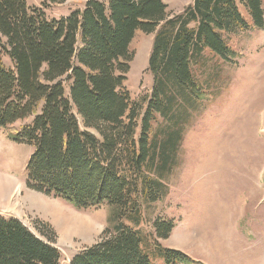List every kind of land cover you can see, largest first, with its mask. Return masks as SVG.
Listing matches in <instances>:
<instances>
[{"label":"trees","instance_id":"16d2710c","mask_svg":"<svg viewBox=\"0 0 264 264\" xmlns=\"http://www.w3.org/2000/svg\"><path fill=\"white\" fill-rule=\"evenodd\" d=\"M64 1L0 0V129L32 147L30 188L79 208L109 206L111 233L69 264H193L158 243L175 223L154 217V206L182 166L190 125L214 96L213 60L243 54L235 45L263 25L264 0H192L176 14L162 0H85L46 16L45 7ZM137 33L154 34L152 83L140 101L126 84ZM59 261L56 247L0 215V264Z\"/></svg>","mask_w":264,"mask_h":264},{"label":"rangeland","instance_id":"374dc122","mask_svg":"<svg viewBox=\"0 0 264 264\" xmlns=\"http://www.w3.org/2000/svg\"><path fill=\"white\" fill-rule=\"evenodd\" d=\"M26 1L42 7V0ZM84 2L65 0L44 11L57 18L81 9ZM162 2L176 14L192 0ZM153 36L137 33L131 43L135 56L126 84L135 101L151 87L147 65ZM235 47L243 54L230 62L213 60L211 69L215 66L219 77L214 96L190 125L182 166L166 198L154 206V217L175 223L158 243L184 253L193 264H264V22L243 34ZM31 151L0 129V177L13 176L12 203H0V215L21 220L58 249L59 264H69L76 252L111 233L110 208H79L30 188L25 165ZM146 224L141 229L149 231Z\"/></svg>","mask_w":264,"mask_h":264},{"label":"bare ground","instance_id":"6f19581e","mask_svg":"<svg viewBox=\"0 0 264 264\" xmlns=\"http://www.w3.org/2000/svg\"><path fill=\"white\" fill-rule=\"evenodd\" d=\"M12 183H13V176L12 175L5 174L4 176L0 177V203H5V204L7 203V205H8V203H12L11 198H10V195H11L10 193L12 191V189H10V187H12L11 186ZM56 215L61 217V215L59 214V211H57Z\"/></svg>","mask_w":264,"mask_h":264}]
</instances>
